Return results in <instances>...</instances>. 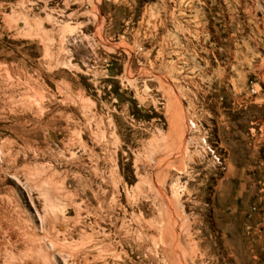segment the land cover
<instances>
[{
  "label": "rangeland",
  "instance_id": "rangeland-1",
  "mask_svg": "<svg viewBox=\"0 0 264 264\" xmlns=\"http://www.w3.org/2000/svg\"><path fill=\"white\" fill-rule=\"evenodd\" d=\"M29 262L264 264V0H0V264Z\"/></svg>",
  "mask_w": 264,
  "mask_h": 264
},
{
  "label": "bare ground",
  "instance_id": "bare-ground-1",
  "mask_svg": "<svg viewBox=\"0 0 264 264\" xmlns=\"http://www.w3.org/2000/svg\"><path fill=\"white\" fill-rule=\"evenodd\" d=\"M82 203V202H81ZM83 205V204H82ZM79 206V205H78ZM81 206V205H80ZM86 206V205H85ZM155 210V209H154ZM98 211V210H97ZM81 214V213H80ZM92 214V213H91ZM96 214V213H95ZM48 215V214H47ZM53 215V214H52ZM79 215V214H78ZM46 217V216H45ZM44 219V218H43ZM56 221V220H55ZM60 225V224H59ZM15 234V233H14ZM16 235V234H15ZM101 242V241H100ZM97 243V242H96ZM47 247V246H46ZM51 248H52V246H51ZM110 249V248H109ZM113 254V253H112ZM87 255V254H86ZM43 260V259H42ZM44 261V260H43ZM41 262V261H40ZM64 262H65V260H64ZM27 263V262H26ZM31 262H29L28 264H30ZM45 264V263H44Z\"/></svg>",
  "mask_w": 264,
  "mask_h": 264
}]
</instances>
